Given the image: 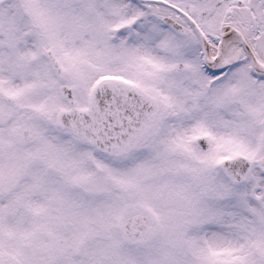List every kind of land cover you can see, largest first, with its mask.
<instances>
[{
	"label": "snow or ice",
	"instance_id": "1",
	"mask_svg": "<svg viewBox=\"0 0 264 264\" xmlns=\"http://www.w3.org/2000/svg\"><path fill=\"white\" fill-rule=\"evenodd\" d=\"M0 264H264V0H0Z\"/></svg>",
	"mask_w": 264,
	"mask_h": 264
}]
</instances>
